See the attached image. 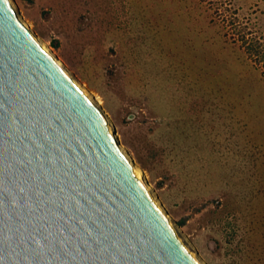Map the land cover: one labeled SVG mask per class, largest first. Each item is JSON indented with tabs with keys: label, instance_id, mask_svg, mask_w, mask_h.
Instances as JSON below:
<instances>
[{
	"label": "rangeland",
	"instance_id": "obj_1",
	"mask_svg": "<svg viewBox=\"0 0 264 264\" xmlns=\"http://www.w3.org/2000/svg\"><path fill=\"white\" fill-rule=\"evenodd\" d=\"M17 1L100 98L183 240L209 264H264V66L230 25L264 41V0Z\"/></svg>",
	"mask_w": 264,
	"mask_h": 264
},
{
	"label": "water",
	"instance_id": "obj_2",
	"mask_svg": "<svg viewBox=\"0 0 264 264\" xmlns=\"http://www.w3.org/2000/svg\"><path fill=\"white\" fill-rule=\"evenodd\" d=\"M23 17L0 0V264H202Z\"/></svg>",
	"mask_w": 264,
	"mask_h": 264
},
{
	"label": "bare ground",
	"instance_id": "obj_3",
	"mask_svg": "<svg viewBox=\"0 0 264 264\" xmlns=\"http://www.w3.org/2000/svg\"><path fill=\"white\" fill-rule=\"evenodd\" d=\"M10 2H12V5L14 6V8L19 9L23 14H24V22H25V26L36 36V38L40 41V43L42 44L43 48L49 52H52L54 54V56L58 59V61L67 69H69V67L67 66L68 64L65 62V60L61 57V55H59L55 49L50 45V43L36 30L35 26H34V21L32 18V13L30 11V9H26L23 5H21L17 0H10ZM20 4V5H19ZM76 74V73H75ZM78 84L84 89L86 90L95 100L96 102L101 106V108L103 109V111L108 115L109 117V122H110V127L111 129L114 131V133L117 135L118 140H119V144L121 149L124 151V153L131 159V162L133 164H135L138 168H139V172L145 177V181H146V186L147 188L150 190V192L153 194L158 206L167 214V216L170 219V222L173 226H175V228L177 229L180 238L183 240L182 237V233L181 230H184L177 222H175L173 215L171 214V212L169 211L168 207L166 206V204L164 203L163 199L161 198L160 192L158 190L157 185L155 184L154 181H152L149 176L148 173L146 172V170L142 167V165L139 163V161L137 160V158L130 152V150L128 149V147L124 144V142L121 139V136L118 132V129L115 128V124L113 122V120L111 119L108 111L102 106V102L100 100V98L96 95V93H94L90 87L89 84L86 83V81H84V79H81L80 75L76 74L74 75ZM145 171V172H144ZM183 242L188 246V248L191 250V252L194 254V256H196L198 258V260L202 263V264H209L206 260H204V258L202 257L201 254H199L198 252L194 251L188 243H186L184 240Z\"/></svg>",
	"mask_w": 264,
	"mask_h": 264
},
{
	"label": "trees",
	"instance_id": "obj_4",
	"mask_svg": "<svg viewBox=\"0 0 264 264\" xmlns=\"http://www.w3.org/2000/svg\"><path fill=\"white\" fill-rule=\"evenodd\" d=\"M231 28L235 31V37L239 40L246 50L248 56L259 66H264V41L258 33L254 32L247 24L238 23L235 20L230 21ZM57 49L58 45L54 44ZM157 186L158 184L155 183ZM180 225L184 221L179 222Z\"/></svg>",
	"mask_w": 264,
	"mask_h": 264
}]
</instances>
